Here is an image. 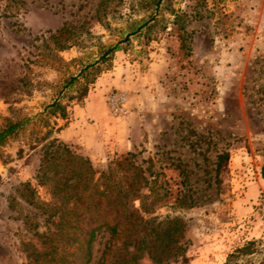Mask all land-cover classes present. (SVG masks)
<instances>
[{
  "label": "rangeland",
  "instance_id": "rangeland-1",
  "mask_svg": "<svg viewBox=\"0 0 264 264\" xmlns=\"http://www.w3.org/2000/svg\"><path fill=\"white\" fill-rule=\"evenodd\" d=\"M11 1L0 0V130L28 122L0 147V264H28L34 233L50 228L38 173L53 139L96 177L128 154L157 175L154 216L183 219L188 264H225L248 242L253 254L229 264L264 259V0ZM150 18L147 37L127 35ZM111 91L126 95L127 115L109 114ZM124 138L132 150L112 148ZM113 243L100 230L90 264Z\"/></svg>",
  "mask_w": 264,
  "mask_h": 264
},
{
  "label": "trees",
  "instance_id": "trees-1",
  "mask_svg": "<svg viewBox=\"0 0 264 264\" xmlns=\"http://www.w3.org/2000/svg\"><path fill=\"white\" fill-rule=\"evenodd\" d=\"M11 2L15 6L10 8L17 11L15 1ZM161 2L156 0V7ZM150 21L151 18L137 24L127 35L147 37L148 30L142 31ZM64 33L60 30L58 37ZM128 36L103 50L99 60L119 51L121 42ZM49 108L65 116V108L58 102L54 101ZM27 122L28 119L8 122L0 130V147ZM132 156L128 154L110 163L96 177L97 172L89 160L57 140L53 139L43 147L38 182L51 196L50 203H42L44 213L48 214L45 223L50 228L44 233H34L37 242L29 244L28 264H90L92 243L100 230L109 231L114 239L120 240V245L111 244L99 264H138L145 257L153 264H162L171 258L188 264L185 222L178 216H167L160 221L154 216L160 200L158 176L153 172L146 174ZM260 174L264 179V166ZM23 188L30 192L28 185ZM136 200L140 202L138 208L134 206ZM255 245L248 242L236 248L225 264L253 254ZM258 264H264V259Z\"/></svg>",
  "mask_w": 264,
  "mask_h": 264
},
{
  "label": "built area",
  "instance_id": "built-area-1",
  "mask_svg": "<svg viewBox=\"0 0 264 264\" xmlns=\"http://www.w3.org/2000/svg\"><path fill=\"white\" fill-rule=\"evenodd\" d=\"M127 98L124 93L111 91L106 98V106L113 118L127 115ZM258 219L264 222V202L259 204Z\"/></svg>",
  "mask_w": 264,
  "mask_h": 264
},
{
  "label": "crops",
  "instance_id": "crops-1",
  "mask_svg": "<svg viewBox=\"0 0 264 264\" xmlns=\"http://www.w3.org/2000/svg\"><path fill=\"white\" fill-rule=\"evenodd\" d=\"M71 127L72 126H70V128H68L64 133H63V136L64 137H66L67 136V134H68V131H69V129H71ZM130 131V132H129ZM126 133H128V137L130 136V133H131V130H128V132H126ZM122 140V141H121ZM121 140H118V141H121L119 144H114V142H112L111 144H112V148H115V146L116 147H118L117 148V151L118 150H120V152L121 151H125V152H128V151H130V150H132L133 149V145H134V142L132 141V140H129L128 138H124V139H121ZM106 143L108 144L109 142L108 141H106ZM199 263L198 264H204V261L203 262H200V261H198Z\"/></svg>",
  "mask_w": 264,
  "mask_h": 264
}]
</instances>
